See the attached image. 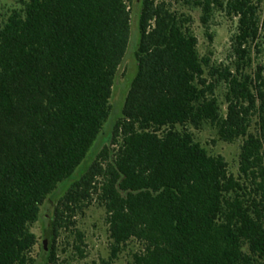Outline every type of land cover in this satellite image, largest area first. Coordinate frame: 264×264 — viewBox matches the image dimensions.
<instances>
[{
    "label": "trees",
    "instance_id": "trees-1",
    "mask_svg": "<svg viewBox=\"0 0 264 264\" xmlns=\"http://www.w3.org/2000/svg\"><path fill=\"white\" fill-rule=\"evenodd\" d=\"M180 2L201 8L206 26L216 12L237 20L233 68L201 56L192 17L173 9ZM131 47L136 73L115 149L86 163ZM255 51L264 54L262 0H25L0 28V264L35 262L32 225L47 199L58 197L56 236L94 195L110 260L137 239L144 249L131 264H264V63L253 69ZM204 123L224 141L242 139L238 175L196 141L190 127ZM55 258L46 252L40 264Z\"/></svg>",
    "mask_w": 264,
    "mask_h": 264
},
{
    "label": "rangeland",
    "instance_id": "rangeland-1",
    "mask_svg": "<svg viewBox=\"0 0 264 264\" xmlns=\"http://www.w3.org/2000/svg\"><path fill=\"white\" fill-rule=\"evenodd\" d=\"M25 0H0V28L5 24L14 10L24 7ZM173 9L182 14L192 17V28L199 39V51L202 57L209 58L211 65L216 67L230 66L233 68L232 56V35L237 29V20L227 17L223 12H216L211 19L209 26L202 22V10L199 7L187 3H173ZM262 16L264 17V0H262ZM136 28L137 41L140 39V30ZM135 32V31H134ZM254 68L264 63V54L254 52ZM210 71L206 69L207 76ZM136 73V62L134 49L131 47L119 67L113 94L111 97V116L98 141L91 150L86 163H93L102 160V151L108 147L111 154L115 149L112 143L111 133L113 127L122 114L125 98L130 89L131 80ZM227 87L223 82L218 83L216 94L218 95L223 112H226L225 94ZM257 118L253 122L252 131L257 128ZM194 133L196 141L200 142L206 149L214 155H223L229 163L230 170L238 175L239 160L242 146V139L234 142L224 141L220 138L218 129L210 123H204L200 128L190 127ZM58 197L47 199L41 207L39 219L32 225V231L38 238V243L30 254L34 263L40 264L46 252L55 253L53 264H131L134 254L142 251L144 245L137 239H132L124 247L118 258L110 260L111 239L109 224L107 223L106 209L99 200L98 195H94V200L88 206L76 210L73 217L67 214L65 223L54 236L49 232L51 224L50 216L54 211L52 200ZM70 221V222H69ZM81 233L83 240L80 239ZM46 244V248H45Z\"/></svg>",
    "mask_w": 264,
    "mask_h": 264
},
{
    "label": "water",
    "instance_id": "water-1",
    "mask_svg": "<svg viewBox=\"0 0 264 264\" xmlns=\"http://www.w3.org/2000/svg\"><path fill=\"white\" fill-rule=\"evenodd\" d=\"M47 246H46V244H45V248H46Z\"/></svg>",
    "mask_w": 264,
    "mask_h": 264
}]
</instances>
